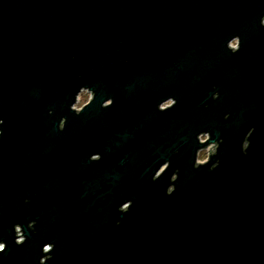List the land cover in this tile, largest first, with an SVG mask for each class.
<instances>
[{
  "label": "water",
  "instance_id": "95a60500",
  "mask_svg": "<svg viewBox=\"0 0 264 264\" xmlns=\"http://www.w3.org/2000/svg\"><path fill=\"white\" fill-rule=\"evenodd\" d=\"M0 264H264V0H0Z\"/></svg>",
  "mask_w": 264,
  "mask_h": 264
},
{
  "label": "rangeland",
  "instance_id": "374dc122",
  "mask_svg": "<svg viewBox=\"0 0 264 264\" xmlns=\"http://www.w3.org/2000/svg\"><path fill=\"white\" fill-rule=\"evenodd\" d=\"M232 47H234V48L236 47V42H233L232 43ZM91 98H92L91 93H89V92H83L79 96L78 101H77L74 109L77 110V111H80L85 105H87L90 102ZM170 105H171V102L163 105L162 108L165 109L166 107H169ZM207 140H208L207 137H201V142H206ZM214 149H215V146L211 145L206 150H203L200 153V155H199V162L200 163H205L207 161V159H208L209 154L211 152H213ZM19 241H22V238H20Z\"/></svg>",
  "mask_w": 264,
  "mask_h": 264
},
{
  "label": "flooded vegetation",
  "instance_id": "af4514ba",
  "mask_svg": "<svg viewBox=\"0 0 264 264\" xmlns=\"http://www.w3.org/2000/svg\"><path fill=\"white\" fill-rule=\"evenodd\" d=\"M82 93H83V92H82ZM82 93H81V94H82Z\"/></svg>",
  "mask_w": 264,
  "mask_h": 264
}]
</instances>
